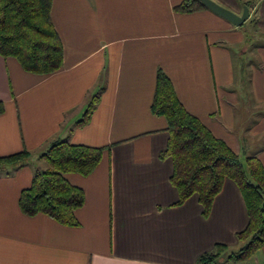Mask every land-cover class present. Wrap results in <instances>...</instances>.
Masks as SVG:
<instances>
[{
  "label": "crops",
  "instance_id": "1",
  "mask_svg": "<svg viewBox=\"0 0 264 264\" xmlns=\"http://www.w3.org/2000/svg\"><path fill=\"white\" fill-rule=\"evenodd\" d=\"M214 1L239 15L250 4L249 19L258 12L264 30V0ZM181 2L53 0L63 68L33 74L0 56V157L30 153L18 169L0 167V264H197L216 244L240 248L249 216L235 182L225 181L207 217L196 195L176 205L173 162L160 156L167 120L151 106L162 69L190 114L264 166V44L245 52L255 41L246 44V29L207 9L178 13ZM101 88L90 121L79 125ZM56 141L105 149L89 176L66 175L85 193L78 227L19 207Z\"/></svg>",
  "mask_w": 264,
  "mask_h": 264
},
{
  "label": "trees",
  "instance_id": "2",
  "mask_svg": "<svg viewBox=\"0 0 264 264\" xmlns=\"http://www.w3.org/2000/svg\"><path fill=\"white\" fill-rule=\"evenodd\" d=\"M246 5L250 8V4ZM52 7L53 0H0V56L17 59L26 72L33 74L50 75L62 69L64 47L53 23ZM206 9L209 10L200 0H183L175 7L176 12L183 14ZM249 20L240 28L245 29ZM102 91L103 88L91 96L79 125L90 121ZM4 111L0 101V115ZM151 111L167 120L169 140L160 156L173 162L170 181L179 194L176 205L196 195L207 217L225 181L230 179L238 186L247 207L248 225L237 234L240 248L231 251L226 245L216 244L198 257L197 264H236L264 251V166L260 159L247 154L243 159L215 137L185 109L162 69L157 74ZM104 150L68 141L52 143L41 156L48 167L36 171L30 187L20 194L21 211L31 217L46 215L63 226H80L75 212L84 205L85 193L71 184L66 175L89 176L102 161ZM29 154L25 150L0 157V167L11 165L18 169Z\"/></svg>",
  "mask_w": 264,
  "mask_h": 264
},
{
  "label": "rangeland",
  "instance_id": "3",
  "mask_svg": "<svg viewBox=\"0 0 264 264\" xmlns=\"http://www.w3.org/2000/svg\"><path fill=\"white\" fill-rule=\"evenodd\" d=\"M255 19L253 22H251V25L249 24V26H247L244 30L245 31V35H246V38H247V43H250L252 42V37L254 38L255 37V41H253L252 45H249V47H247L245 49V52L249 53V54H253V52H255V47L259 46V45H263L264 44V30L260 29L259 26L256 25V23H259V15H258V12H256L254 18ZM259 19V20H258ZM257 20V21H256ZM251 61V60H250ZM251 100L250 96H249V101ZM264 109H261L257 111L258 112H263ZM261 114H259L260 116ZM258 117V116H256ZM241 158H245L244 156H241ZM263 253L264 251L261 250L259 252H257L255 255H253L250 259L244 261V262H241V263H236V264H261L264 262V259H263ZM235 264V263H233Z\"/></svg>",
  "mask_w": 264,
  "mask_h": 264
},
{
  "label": "water",
  "instance_id": "4",
  "mask_svg": "<svg viewBox=\"0 0 264 264\" xmlns=\"http://www.w3.org/2000/svg\"><path fill=\"white\" fill-rule=\"evenodd\" d=\"M209 10L215 14L223 17L224 19L231 22L236 27H241L250 18V11L248 6H244L241 15L235 13L231 9L221 5L214 0H200Z\"/></svg>",
  "mask_w": 264,
  "mask_h": 264
}]
</instances>
